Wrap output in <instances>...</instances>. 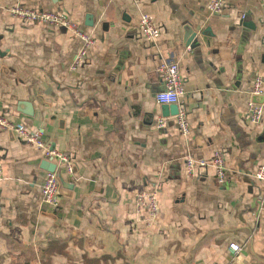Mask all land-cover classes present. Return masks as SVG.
I'll list each match as a JSON object with an SVG mask.
<instances>
[{
  "label": "crops",
  "instance_id": "1",
  "mask_svg": "<svg viewBox=\"0 0 264 264\" xmlns=\"http://www.w3.org/2000/svg\"><path fill=\"white\" fill-rule=\"evenodd\" d=\"M207 3L0 0V114L43 126L75 163L52 207L40 192L43 151L0 130V264H264V182L255 178L264 114L259 124L248 119L253 80L264 78V0H226L214 15ZM14 5L67 12L95 38L86 63L70 69L81 44L71 30L24 23ZM143 13L161 25L154 41L140 34ZM163 59L184 78L188 136L172 119L157 127L172 112L155 97ZM218 149L224 183L212 168L188 177L187 154ZM152 189L160 214L150 221L135 198Z\"/></svg>",
  "mask_w": 264,
  "mask_h": 264
},
{
  "label": "built area",
  "instance_id": "2",
  "mask_svg": "<svg viewBox=\"0 0 264 264\" xmlns=\"http://www.w3.org/2000/svg\"><path fill=\"white\" fill-rule=\"evenodd\" d=\"M226 0H208L207 8L210 14H220L225 6ZM13 16L24 23H39L53 27L62 26L71 30L81 41L80 47L74 56L70 69L76 70L86 63L88 52L95 42L92 34L84 31L79 22L74 20L67 12L49 11L41 8H28L22 5L10 7ZM161 32V25L156 18L149 13H143L140 17V34L149 41H154ZM161 77L164 88L155 95L156 101L164 105H176L177 112L170 116H160L157 120V127L164 128L170 119L174 120L183 136L191 132L188 110L183 104L182 98L185 94V82L180 72L178 62L163 59L156 68ZM252 97L264 96V78L257 75L253 80L250 90ZM264 114V102L258 103L253 98L248 104V119L252 124H259ZM0 130H11L19 139L26 143L37 146L43 151V156L56 164L54 170H48L41 184L40 192L43 201L52 207L58 205V196L61 191V174L64 171L67 175L75 172V163L71 156L65 151L51 146L45 139L46 130L43 126L30 129L23 122H14L10 118L0 114ZM185 168L189 178H194L207 168L215 171L216 178L220 184L227 180V164L222 150L218 149L209 158L196 157L187 154ZM255 178L264 182V165L255 172ZM5 179L3 173V162L0 157V182ZM136 210L140 213L146 210L150 221L156 220L160 214L158 191L156 189L144 190L137 193L135 198ZM242 247L238 244H230V251L238 254ZM213 264H229L228 262H217Z\"/></svg>",
  "mask_w": 264,
  "mask_h": 264
},
{
  "label": "water",
  "instance_id": "3",
  "mask_svg": "<svg viewBox=\"0 0 264 264\" xmlns=\"http://www.w3.org/2000/svg\"><path fill=\"white\" fill-rule=\"evenodd\" d=\"M196 36H197V32H195V30H193L192 26H188L186 28V37H185L186 44L191 45V43L193 42V40ZM253 101L258 102V103H263L264 102V96H254ZM24 105H27V104L24 103ZM170 106H172L171 114L176 113L177 112V106L176 105H170ZM24 112L30 116H32L34 114L32 108H30L29 106H28V109L24 110ZM45 164H46L47 170H54L56 167V164L54 162H52L51 160L46 159Z\"/></svg>",
  "mask_w": 264,
  "mask_h": 264
}]
</instances>
